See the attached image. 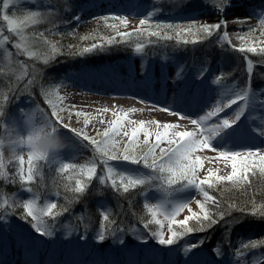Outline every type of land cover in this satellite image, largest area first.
Segmentation results:
<instances>
[{"label":"snow or ice","instance_id":"6c2138e0","mask_svg":"<svg viewBox=\"0 0 264 264\" xmlns=\"http://www.w3.org/2000/svg\"><path fill=\"white\" fill-rule=\"evenodd\" d=\"M163 2V0H159ZM177 0H173L176 3ZM25 4H35V8H26ZM216 7L218 14L223 15L228 7L231 6L230 0H220ZM64 7L71 8L69 0H64ZM14 10L9 13V9ZM24 8V11H20ZM54 8L41 9L39 0H3L2 9H0V21L6 23L5 28L0 26V59L4 56L12 55V50L6 45L12 43V48L17 54H24L28 59L35 58L47 66L54 61L60 54L57 44L52 43L45 36L44 31L28 32L29 28L45 21L51 23L55 15ZM162 9L158 6L157 0H153V5L145 14V18L139 19V24L133 31H121L127 28L130 21L127 17L121 15H110L96 18L97 24H102L113 35H95L88 34L80 37L82 41L93 40L89 46L79 47L69 46L73 49L74 55H85L94 51L104 50L110 46L121 43H130L133 38L139 41L146 38L147 43H159L161 41H173L176 46L196 45L211 38L214 34L220 33L217 42L221 45L228 44L233 50L242 54H260L261 60L259 66H264V18H259V30L249 28L246 32L240 29L235 30V38L240 41L239 47L231 45V40L227 31V21L222 20L216 23H196L195 21L185 23L164 22L154 19L161 13ZM79 21L80 17L75 16ZM259 31V35H257ZM155 38V39H153ZM40 45L46 46L43 50ZM167 46V45H165ZM145 43L136 42L134 51L144 53ZM24 76L28 77L25 89H28L39 82V69L33 66L32 72H27L28 65H24ZM182 72V69H181ZM181 72L177 73L179 77ZM246 73L247 79L244 86L226 88L222 93L221 100L217 101L212 110L206 111L205 114L198 118H190L177 112L175 109L160 107V111L176 115L180 120L190 119V123L195 126L193 130H180L179 123H161L158 120H132L130 113H135L137 109L130 108L127 111H115L105 107L98 109L97 113L101 115L100 123H107L103 131H97V136L93 137L84 131L71 129L78 138L87 141L94 151L93 159L83 165L64 162L60 159V152L63 148L62 141L58 135L59 126L69 128V124L63 123L64 112H67L69 118L75 115L78 119L83 118V125L87 127L92 120L96 119L91 113L74 110L75 106L67 107L64 105V97L59 93V85L49 87L41 86V94L45 103L50 109L49 114L43 109L23 111L17 120H10L7 126L2 129L7 134L8 146L13 152L14 159L18 162L19 182L22 186L30 185L35 176L38 174L37 164L46 161L49 165H55L58 173L68 174L66 179L69 182L74 181V187L71 183L65 185V190H70L76 194L85 193L89 183L98 178L101 184L110 182L112 189L122 190L123 193H129L130 190L138 186L145 185L154 180L161 182V188L164 190V196L160 202L146 203L144 208L150 217L143 223V228L149 230V234L160 245L172 246L181 238L194 232H204L215 227L220 222H224L225 231L230 237V228L232 222L225 218L231 214V210L236 205L223 207L215 195L210 194L209 189H216L218 186L230 184L234 188L246 190L252 184V177H264V149H245L237 150L229 146L225 137L235 133L244 118L248 130L258 137H264V89H253L251 80L254 74V62L246 56ZM201 72V76L203 75ZM20 79V78H18ZM11 83V81H9ZM218 83V80H213ZM11 91V89H10ZM226 98V102H225ZM8 96L0 97V119L4 116L3 107L7 103ZM231 113L221 117L220 113L226 109H232ZM34 111H41L42 115L39 124L34 118ZM111 112L113 119L105 121L103 114ZM256 113V115H252ZM217 118L216 122L209 121ZM98 137V138H97ZM142 137V139H141ZM120 138V139H118ZM126 138V139H124ZM42 140H58L61 147L55 150L44 151L38 145ZM215 142V143H214ZM5 146V137L0 135V177H6L5 162L3 159V148ZM27 148V160L23 154L17 155L18 150ZM216 153L213 157L200 155L205 151ZM103 165V174L97 177L98 164ZM123 161L132 165H140L144 169L150 170L149 173L141 174L135 169H119L110 162ZM214 162H223L227 167L230 165L231 171L227 175L218 174V169L208 167L206 174L201 177L200 173L205 171V164ZM25 165H27L25 167ZM9 182L16 183V177H12ZM179 185V188L174 186ZM188 189L196 190L202 199H196L199 211H193L188 202L192 198L176 199L171 192H183ZM25 191L32 193L31 187H26ZM171 190V191H169ZM3 190L0 189V192ZM60 193L57 192L58 196ZM16 207H22L23 212L20 219L29 223L30 227L41 237H52L54 230L49 224L47 218L60 216L62 212L68 211L63 208L56 211L58 204L56 202H46L41 206L38 198L29 197L23 199L22 203L18 197L11 200L6 196L0 197V219L5 218L10 211L14 212ZM213 207L215 211H213ZM185 210L188 215L183 219H177ZM241 213H246L252 218L264 219V205L257 207L255 203L251 205V210L247 211L246 207H240ZM245 217V218H246ZM243 222L239 218H235ZM102 220L105 222L98 232V240L104 241L105 233L112 231L115 234L117 229L110 228L115 225L116 221L110 219L109 210L102 214ZM194 222V224H190ZM150 225H155L154 230ZM165 225L167 226L165 232ZM122 230V229H120ZM147 242L146 237L141 233V237ZM124 241L121 240L120 243ZM230 243V239L228 240ZM203 241L192 243L184 248L188 252L198 248ZM264 246V239H250L249 241L241 240L240 248L234 253L237 257L235 264H253L252 260L247 259V252ZM215 255H222L220 248L213 249ZM257 264H264V254L256 257Z\"/></svg>","mask_w":264,"mask_h":264},{"label":"rangeland","instance_id":"374dc122","mask_svg":"<svg viewBox=\"0 0 264 264\" xmlns=\"http://www.w3.org/2000/svg\"><path fill=\"white\" fill-rule=\"evenodd\" d=\"M58 1H59L60 6L55 7V10L57 13L54 16L57 17V15L59 14V17L61 16L60 18L63 17V18L68 19L70 17L71 18L73 17L72 19H74V14L72 13L73 12L72 7L70 8V10L66 9V8H65V10H64V8L61 9L62 5L64 6V0H39V7L41 9H45V8H50L53 4H55L57 6ZM72 1L75 3L77 0H72ZM110 1L112 3H114V2H116V3L112 4L113 7L109 8L103 14L121 15V16L127 17L129 19L130 23H129L127 28L123 29V31L133 30L136 26H138L139 19L145 18L146 12L148 10H150V7H148L144 3L145 2L144 0H110ZM151 1H153V0H151ZM237 1H239V0H237ZM157 2L160 3L159 0H157ZM185 3H191V4H187V6L189 5L187 7V6H183ZM219 3H220V0H177L176 3H173V0H167L166 2L161 3V4H164L166 8H164V9L161 8L162 9L161 13L159 15H156L154 17V19L157 21H163L166 19L174 18V20L182 21V23L191 22V21H195L196 23H200V24L205 23V22L216 23V22H219L218 21L219 20V14L216 11V7H214L213 5H219ZM230 3H231V6L235 5V2H230ZM2 4H3V0H0V9H2ZM146 6H147V8H146ZM24 7L35 8V7H37V5L25 4ZM20 9L23 10L24 8H20ZM13 10H14L13 8H10L8 11L11 14V12ZM56 17H55V19H56ZM259 18H264V11L263 12L260 11L259 14H256V16L252 15V17L249 20V23L246 26L245 25L240 26V27L234 29V32H235V30L240 29L241 32L243 33V32H246L249 28H254V29L259 30ZM43 23H45V22H43ZM39 25L35 26V28H29L28 32L29 33L33 32V31L37 32V29H39V28L46 29V24H44L43 27H40ZM0 26H3L5 28V32H4L5 35H9L11 37V39H13V40L15 39V37H12L10 33H7L6 23L0 21ZM222 32H223V29L221 30L220 33H216L211 38L204 41L207 44H211L210 41H212L215 45V48L213 49L214 53L211 54L212 60L211 59L209 60L207 57L202 59L199 56H195V54L193 55L192 50L187 51L190 46H188L186 48L183 45L182 48H180L176 45L175 46L168 45V46L164 47L165 52H163V54H161V55H157V57L150 56L149 50H146V52L148 54L145 51H144V53H136L135 51H133L132 56L130 57L129 61L127 60L125 62L122 61V62H119L116 64H112L111 66H106V68L100 67L99 70H95V69L90 68V67H86V68L79 69V70H74V67L66 66V65H68L67 62L62 63V65L61 64L56 65V64H52L50 62L48 64L49 67L56 65V68L54 70L55 73L58 72L57 70L60 69V67H64V70H65L64 73H62V75L57 79L55 76L57 73L54 76H52V74L49 73L48 74L49 76H47L45 79L44 75H43L44 73H46L45 72V65H43L41 62L36 61L35 58L28 59L26 57V55H24V54L18 55L16 50H14L12 48V43L9 42L6 45V47L8 49L12 50V55L4 56L2 59H0V68L1 67L4 68L3 77H6V80H4V79H2L3 78L2 75L0 76V97H2L3 95L8 96L7 103L4 104V107H3L4 116L2 119H0V135L5 137L6 134H5V132L2 131V129L7 126L8 121L19 119L21 116L22 110L23 111L35 110V109L39 108V106H40L41 109H43V111L45 113L50 114V109L48 108V106L45 103L44 98L41 94V86L49 87L52 85H59V88H58V91H59L61 88L66 86V84L68 82H73V81H75V79H79V80L80 79H87L88 80L91 78H93V79L100 78L99 76L101 74L96 73V71H103L102 75H104V76H110L111 75V76H114L113 78H116V76L114 75L115 71L120 70V67L122 66V67H124L122 69L134 68L135 69L134 72L136 73V75L143 80H145L148 75H152L151 77L156 78L158 80H163V81H168V82H179V83L182 82L184 84L188 83L189 86H193V85L200 86V84L202 82H204L203 83L205 86L204 90L206 92H208V90H209L208 88H211L210 90H212V92L216 95V97L219 96L220 94L222 95V93L224 92V90L226 88L244 86L245 84H242L240 82V80H242L241 77L244 75V72H246V56H247V58H250L252 61H253V59L250 56H248V54H243V55H245L244 61H242L244 64V71H243V68L241 69V63L239 62L240 61L239 56H236V53H240V52L233 50V48L231 46H229L228 44L221 45L220 43L217 42L218 36L221 35ZM228 34H229V32H228ZM257 35H259V31H257ZM229 37L231 40V45H234L238 48L240 41H238L235 38L234 34H229ZM57 38L51 37V36L47 37V39L49 41H51L52 43H55V44L58 40ZM214 45H212V46H214ZM39 47L41 48V50L46 48V46H43V45H40ZM181 52H183V54L185 55L184 57L186 58V60H182ZM240 54H242V53H240ZM250 55H252L253 57H256L257 60L258 59L260 60V58H261L260 54H250ZM24 65H28L27 72L29 74L32 72L33 66H35L36 68L39 69V82L36 85H34L28 89H25V84L27 83L28 77L24 76V72H25ZM59 65H61V66H59ZM239 66H240V68H239ZM226 67H228V69H232V71L228 72ZM237 67L239 69H241L240 71H238L239 72L238 77L236 76L237 75V72H236ZM181 69H182V72H181ZM186 69H188V71ZM47 70H48V68H47ZM203 70L205 72L207 71L206 73H208L210 76L206 77V78L204 77L205 75L201 76V72ZM204 71H203V73H204ZM178 72H181L179 77L177 76ZM257 76H259L261 78H259V80H257L256 82L260 83V81L262 80L263 84L260 83L259 84L260 86L256 89H264V74H258ZM236 77H237V79H236ZM18 78H20V79H18ZM213 80H218V83L214 84ZM9 81H11V83H9ZM33 87H35V88H33ZM10 89H11V91H10ZM33 89L36 90V93H38L39 98H36L31 93V91H33ZM39 100H41L42 103H44L45 108L39 104ZM47 108H48V112H47ZM39 113H40V111H39ZM61 115L66 118L65 119L63 117V123L68 122V121H71L72 123H74L73 129H76L78 131H81V130L83 131V129L85 128V126L83 125V118L78 119L75 115H72L71 118H69V115L67 112L62 113ZM49 118L50 119L52 118L51 120H54V118L51 117L50 115H49ZM62 128H64V127L59 126L58 131H61ZM97 131H103V129L93 128V130H91L89 132L86 131V132L88 135L96 137ZM247 131H248L247 127L243 124V125L239 126V128L235 131L234 134L225 137L227 143L229 141L232 143L229 146H232L237 150L264 149V146H262V148L244 147V146H242L243 144H241L240 146H234L233 143H236L237 140H242V139H245L248 137L246 135ZM70 133L71 134L68 133L69 136H72L71 138H74L73 140L80 143V146L82 147L81 149H83L84 154L87 155V157L89 158V162H90L95 155L92 146L90 144H88L87 141H83L81 138H78L73 131ZM118 139H120V138H118ZM124 139H126V138H124ZM141 139H142V137H141ZM6 148H7V150H9L11 148L8 145H6L2 150L3 159L5 162V166H6L5 171L7 173V176L6 177H0V179H3V182L8 184L10 178L14 177V175L16 176L19 165H18V162L14 159L13 155H9V154L5 155V149ZM20 151L21 150L17 151V155L23 154L25 156V160H27L28 150H23L22 152H20ZM200 155L207 156V157H213L216 155V153L206 150L205 152L200 153ZM63 161L75 163L77 165H83L81 162H78L77 160L70 158V157H68V159H65ZM110 163L116 165L119 169H135V170H138L141 174L150 172V170L144 169L140 165H132L128 162L117 161V162H110ZM97 164H98L97 177H99L100 175L103 174V165L100 164L98 160H97ZM26 166L27 165H25V167ZM40 166H43L45 169L48 170V172L57 170L55 165H49V163L46 161L38 162V164H37L38 174L41 177L43 176V174H42L41 170L39 169ZM208 167H212L213 169H218V174H220V175H227L231 171L230 165L226 167L223 162H214L211 164L206 162L205 171H202L200 173L201 177H203V175L206 174V169ZM38 174L36 176H38ZM36 176H35L32 184L38 180L36 178ZM17 178H18V176H17ZM98 184L101 186L98 187ZM43 185L44 186L40 189V191L35 190L30 185H24V186L20 187L19 189H16L15 192H12V193H7L6 189H4L2 192H0V197L6 196L7 198H9V200H11L13 197H18L21 203H22L23 199H27L29 197L38 198L41 206H43V204L46 202H54L58 198V196H61L65 199L68 198L69 192L66 191L65 195L59 194L57 196L56 195L57 192L54 189H52L51 187H47L45 184H43ZM160 185H161L160 181L154 180V181H151L149 183H146L145 185L138 186L134 190H130L129 193H123L122 190L117 191L115 189H112L110 182H106L104 184H101L99 182L98 178H94L89 183L85 193L76 194V193L71 191L72 192L71 194L73 196H76L77 198L80 197L82 200H84V198L88 194L90 188L91 189H97V195H98L97 197L101 200V201L97 202L98 203L97 205L99 207H101L103 210L100 209L99 207H97V208L102 212V214L107 209L110 212H112L111 214L115 215L116 211L118 212L122 208H124V204H123L124 201L123 200H125L127 198L126 196L130 195L131 192H135L133 194H135V196L138 195L139 198L142 199L141 203H143V204L160 202L161 198L164 196V190L161 188ZM225 186L227 188H228V186L232 187L230 184H225ZM26 187H31L32 193L25 191L24 189ZM179 187H180L179 185L174 186V188H179ZM169 191H171V190H169ZM229 191H231V190L229 189ZM171 194L176 199L192 198L188 201L190 203L191 208L193 209V211H197V212L199 211V208H198L197 204L195 203V200L196 199H202V197L199 195V193L196 190L188 189V190L183 191V192L172 191ZM210 194H212V193L210 192ZM108 195H110V197H108ZM82 200H80V201H82ZM80 201L79 200L76 201V203H77L76 207L78 209L84 208L83 204H80L81 206L79 207L78 203ZM102 201L106 202L107 205L104 204ZM111 202L115 203L114 205H117V208H114V205L113 204L111 205ZM68 203L71 204L73 202H68ZM73 210H72V212H73ZM0 211H3V209L0 208ZM143 211H144L143 216L146 217L147 219H149L150 217L148 216L146 209H144ZM188 214H189L188 211L185 210L179 217H177V219H183L184 216H186ZM81 216H83V215H81ZM81 216H79V217H81ZM116 216L118 218V220H117L118 222L116 221L115 225L120 227L119 229H122L121 231H123L125 234L127 232V233H129V235H132V237H136L137 239L138 238L140 239L141 233H143L144 236L147 237L148 239L151 237V235L149 234V231L145 230L143 228V226H139L136 223L134 225H131V226L128 224L126 225L124 223L125 218L122 215L116 214ZM70 220H73V219L66 218V220H63L60 222H58L55 219L54 221L49 223L52 225L53 228L56 227L57 225H59V227H63L61 229V231H57V232L54 231V233L56 232L54 235L55 237L60 236V235H58L59 232L60 233L66 232V236L68 235V237L70 236L71 233L78 235L79 228H76L75 225H72ZM226 220L229 222L233 221L232 227L235 228V226H236V230L239 231L240 233L246 229L244 225H238L236 219L228 218ZM87 222L88 221L83 222L84 226H86L85 223H87ZM119 223H121V224H119ZM246 223H247V226L251 223L252 227H250V225H249L250 231L258 230L257 226L260 225L259 222H257V221H255V222L254 221H252V222L247 221ZM69 224L72 225V227H68ZM89 226L90 225H87L85 227L86 230H88V231L90 230ZM151 226H152L151 227L152 230H154L156 228L155 225H151ZM166 228H167V226L165 225V232L167 234ZM220 228H221V232H219L215 236H213L214 229L211 228L212 230L210 229V230L205 231L206 234L203 233L199 238H198V236L189 234L190 238H187V239L183 238L180 240V242L183 243V241H186V240L189 242H192V243H197L199 241H203V244H206V246L209 247L208 241L213 237L214 243L216 242L215 248H220L221 251L223 252V254H224V250H226V248H228L229 252L231 253L229 256H232V254H234L233 253L234 250L236 251L240 248L241 236L238 237L237 235H241V234L240 233L237 234L236 238L232 239L231 237L228 236V233L225 231V225H222ZM69 230L70 231L72 230V232H70ZM100 230H101V228H100ZM2 231H4V233H6L8 235L19 234V235L25 236V235L37 234L30 227V225L25 224L22 220H20V218L15 216V212H12V211H10V213L5 218L0 219V233ZM95 232L98 233L99 231L96 230ZM96 233H89V234H92V235H89V236H92L91 237L92 240L97 238L94 235ZM37 236H40V235L37 234ZM230 236H232V234ZM119 239H118V241H119ZM229 239H230V243L228 242ZM118 241L114 240L112 242H113V244H116ZM212 243H213V241H212ZM214 243L212 245H214ZM119 244H120V242H119ZM125 245H127V242L124 241L123 243H121V246H125ZM210 248L215 249L213 246ZM262 249H263V247H260L258 249H254V250L259 251L261 254H264V251Z\"/></svg>","mask_w":264,"mask_h":264},{"label":"bare ground","instance_id":"6f19581e","mask_svg":"<svg viewBox=\"0 0 264 264\" xmlns=\"http://www.w3.org/2000/svg\"><path fill=\"white\" fill-rule=\"evenodd\" d=\"M99 7L100 4L88 5L81 9L77 16L83 18L90 11L99 9ZM260 11H264V0H239L235 2L234 6L228 7L223 15L219 14L218 21L226 20L227 31L229 34L235 35L234 29L243 25L246 26L252 15L256 16ZM110 80L111 76L108 79L102 76L98 79H75V81L68 82L66 86L59 90V93L65 98L63 101L65 106H75L74 110L86 111L96 116V119L92 120L83 131L89 132L93 128L104 129L107 127V123L101 124L99 122L101 115L97 113L98 109L105 107L115 111H127L130 108H135L137 111L130 113L129 118L132 120H158L161 123H179L181 126L180 130H193L195 126L190 123V119L180 120L176 115L160 111V107L175 109L187 117L198 118L200 115L205 114L206 111L212 110L216 102L221 100L222 97L221 94L217 97L216 95L213 96L212 94L214 93L210 89L204 95H198L202 107H198L199 109L196 112L194 110L182 109L175 101H170L162 97H154L155 94L149 91L150 89L140 91L139 89L132 88L130 85L121 86ZM235 107L226 109L225 112L220 113V116H226ZM41 115V111L40 113L39 111H34V118L38 124ZM252 115H256V113ZM102 118L105 121L113 119L111 112L103 114ZM216 119L213 118L209 123L216 122ZM244 121V118H242L239 126L244 124ZM248 122L251 123V121ZM65 123L69 124L70 127L62 128L61 131H58V135L63 144L60 159L65 160L70 157L82 164L88 163L89 158L84 154L80 143L73 140L74 138H71L72 136H69L71 134L70 132H72L71 129L74 127V123L71 121ZM250 136H254L253 138L257 141L258 145H264V137H258L253 133ZM5 137L6 146L8 145L7 134ZM23 150L28 149L25 147L20 152ZM7 154L13 155L12 150H7L6 148L5 155ZM70 237L72 238V242L60 240L52 236L46 237V239L42 237L39 239L40 243H36L37 240L35 239L37 236L35 234L25 236L19 234L8 235L2 231L0 233V264H23L24 259L28 257L33 259L34 264H235V260L237 259L234 254L229 256L231 253L228 248L224 250V254L222 255H215L213 249L210 247L199 248L198 251L195 248L186 252L184 248L192 244V242L187 240L183 241V243L177 242L176 245H172L169 249L161 252L157 249L152 250V252L147 251L146 246L152 244L150 242H153L148 240L147 245H126L130 249L123 250L119 256H114L110 253L103 259V256L101 258L96 257V248H99L101 244L92 240L91 236L88 235L85 237L87 242L84 244L80 242V238H77L75 234L71 233ZM72 243H75V245ZM109 247L116 254L119 248L122 250L125 246L120 247L114 245ZM259 254L261 253L255 250L248 252L247 259L252 260L253 264H257L256 257Z\"/></svg>","mask_w":264,"mask_h":264},{"label":"trees","instance_id":"16d2710c","mask_svg":"<svg viewBox=\"0 0 264 264\" xmlns=\"http://www.w3.org/2000/svg\"><path fill=\"white\" fill-rule=\"evenodd\" d=\"M83 0H77L75 3L72 0H69V3L71 4V7L74 8V11H76L77 7V3L82 2ZM150 6L153 5V1L151 0H146ZM167 0H164L163 2H166ZM187 4H191V3H185L183 6H187ZM60 6L59 1L57 3V6L55 4H53L50 8H54ZM158 6L160 8H166L164 4L158 3ZM189 6V5H188ZM187 6V7H188ZM65 7L62 5L61 9ZM60 9V10H61ZM21 12L24 11V9H19ZM57 12L55 11V14ZM59 13V12H58ZM53 17V20L51 23L45 21V23H41L39 26L43 27L44 24H46V29H37V32L39 31H44L45 36H51V37H58L57 39V46L58 48L61 50L60 54L56 56L55 60L52 61V64H61L64 62H67L68 65L66 66H71L74 68H81L82 66H103V65H109V64H116L122 61H129L130 57L132 56V53L134 51V45L136 42H142L145 43L146 47H145V52L146 50H149V55L153 56V57H157V55H161L163 54V52H165L164 47L165 45H170V46H175L173 41H161L159 43H152L149 44L147 43V39L146 38H141L139 41L136 40V38H133V41L130 43H121L118 45H113L108 47L107 49L104 50H99V51H94L93 53H88L85 54L83 56L81 55H74L72 54L73 49L70 48L69 46H75V48H79V47H83V46H89L92 42H95L93 40H87V41H82L80 39V37L84 36V35H88V34H95V35H103V36H107V35H113V33H111L110 30L106 29L103 27L102 24H97L95 22L96 18L102 17V16H96V17H91L89 18L87 21L82 22V23H77L71 20V18H60L59 14ZM164 22H175V23H182V21H176L174 19L171 20L170 19H166L163 20ZM122 28L121 31H123ZM133 31V30H131ZM131 31H127V32H131ZM155 39V38H153ZM212 45H214V43L212 41H210ZM211 44H207L205 42L196 44V45H184V47H189V49L187 51H191L193 52V55L195 54V56H199L202 59H204L205 57H207L209 60H212V56L211 54L214 53L213 49L215 48V45L212 46ZM183 45L178 46L180 48H182ZM206 48V49H205ZM182 50V49H181ZM147 53V52H146ZM148 54V53H147ZM183 52H181V57L182 60H186V58L184 57L185 55L183 54ZM148 55V56H149ZM236 56H239L240 59V63H241V69L243 68L244 71V64L242 61H244V57L245 55L240 54V53H236ZM248 56H250L253 61H254V74L252 76V84L254 86H258V84L262 83V80L260 81V83H257L256 81L259 80V76H257L258 74H264V66H259V62L261 60L256 59V57H253L252 55L248 54ZM55 66H50L47 65L45 66V72L44 78L46 79L47 76H49L48 74L51 73L52 76H54L56 73V79L59 78L62 73H64V67H60V69H58L55 73ZM59 65V66H61ZM54 67V68H53ZM48 68V70H47ZM240 68V66H239ZM238 67L236 68V72H237V77L239 75V72L241 69H239ZM226 69L229 71H232V69H228V67H226ZM188 71V69H186ZM3 72H4V68H0V76L2 75L3 77ZM236 77V79H237ZM2 79L6 80V77H3ZM242 80H240V82L242 84H245L246 79H247V73L244 72V75L241 77ZM263 84V83H262ZM35 88V87H33ZM31 93L36 97L39 98L38 93H36V90L33 89V91H31ZM39 103H42L41 100H39ZM43 174V176L41 177L39 174L38 176H36V178L38 179L37 181H35L33 184L31 183L30 186L32 188H34L35 190L40 191V189L44 186L43 184H45L47 187H51L52 189H54L56 192H59L61 195H65V185L71 183V186L74 187V181L69 182L66 177L68 174H60L58 173L57 170L55 171H51L48 172L47 169H45L43 166H40L39 168ZM15 176V175H14ZM16 177V183H5L3 182V179H0V189L4 190L6 189L7 193H12L15 192L16 189H19L20 187H22L21 183L19 182V179ZM12 178V177H11ZM10 178V179H11ZM101 185L98 184V187H100ZM226 188V189H225ZM229 189L231 191H229ZM68 193V198L65 199L61 196H58V198L54 201L58 204V208L56 211H61L63 208H67L68 211L66 212H62V214L58 217H56L55 219L60 222L63 220H66V218H71V219H75L74 223L79 222L81 223L82 221H88L89 225H93V227L96 228H100L102 227V225L105 223L102 220V215L99 214V212L97 211V189H89L88 194L86 195V197L84 198V200H82L80 197H76L73 196L70 190H67ZM209 192H211L213 195H215L218 200L221 202L222 206L227 208L229 205H236L235 209L231 210V214L229 216H227L225 219L228 218H239L240 220H255L259 222V227L257 228L258 230L254 233H250L245 235L243 238L246 239L245 241H249L250 239L255 240V239H264V219H260V218H252L251 216H247L246 217V213H241L239 210H237L240 207H246L247 211L251 210V205L253 203H255L257 205V207H259L260 205H264V177H252V184L250 187H247L246 190L243 189H239V188H232L230 186H228V188L225 185H221L218 186L216 189H209ZM64 193V194H63ZM135 192H131L130 195H127L126 199L123 200V204H124V208H122L120 211H116V214H120L122 215L125 219H124V223L127 225H133L134 223L143 225V223L147 220L146 217H144L143 213H144V204L141 203L142 200H140L139 196L135 194H133ZM83 198V197H82ZM43 200V199H42ZM80 201L79 207L81 206L80 204L84 205V208L78 209L76 207L77 203L76 201ZM114 200V199H113ZM115 201V200H114ZM68 202H73V203H68ZM76 203V204H75ZM120 203V202H119ZM118 203V204H119ZM69 204V205H68ZM115 204V203H114ZM113 204V205H114ZM114 208H117V205H114ZM74 209V210H73ZM73 210V212H72ZM213 211H215V208L213 207ZM15 216H17L18 218L20 217V214L23 212V208L22 207H16L15 210ZM110 214V219L117 221L118 218L117 216ZM83 215V216H81ZM81 216V217H79ZM246 217V218H245ZM48 222L51 223L53 220V218H47ZM22 220V219H20ZM237 220V219H236ZM25 224L29 225V223H27L26 221L22 220ZM238 221V220H237ZM118 222V221H117ZM233 222V221H230ZM122 223V222H121ZM119 223V224H121ZM190 224H194V222H190ZM224 225V222H220L219 224H217L215 227H213L214 231H213V236H215L216 234H218L219 232H221V226ZM151 225H150V229H151ZM110 228H115L117 229L115 232H123L121 231L118 226H114L111 225ZM231 229V228H230ZM212 230V229H211ZM111 231V230H110ZM149 231V230H148ZM109 232V231H108ZM206 234V232H194L192 233V235L195 236H201L202 234ZM210 241H213V237L210 239ZM263 250H264V246Z\"/></svg>","mask_w":264,"mask_h":264},{"label":"clouds","instance_id":"9594fccd","mask_svg":"<svg viewBox=\"0 0 264 264\" xmlns=\"http://www.w3.org/2000/svg\"><path fill=\"white\" fill-rule=\"evenodd\" d=\"M38 147L41 150L48 151V150H55L61 147L58 140H42L39 142Z\"/></svg>","mask_w":264,"mask_h":264}]
</instances>
